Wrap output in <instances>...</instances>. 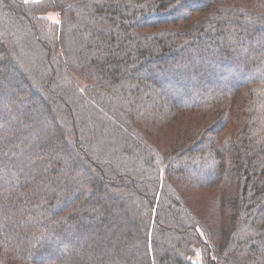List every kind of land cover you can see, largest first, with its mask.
I'll list each match as a JSON object with an SVG mask.
<instances>
[{
    "label": "trees",
    "instance_id": "1",
    "mask_svg": "<svg viewBox=\"0 0 264 264\" xmlns=\"http://www.w3.org/2000/svg\"><path fill=\"white\" fill-rule=\"evenodd\" d=\"M0 264H264V0H0Z\"/></svg>",
    "mask_w": 264,
    "mask_h": 264
},
{
    "label": "rangeland",
    "instance_id": "2",
    "mask_svg": "<svg viewBox=\"0 0 264 264\" xmlns=\"http://www.w3.org/2000/svg\"><path fill=\"white\" fill-rule=\"evenodd\" d=\"M47 18L52 21V22H58L59 21V15L58 13L54 12V13H50L47 15Z\"/></svg>",
    "mask_w": 264,
    "mask_h": 264
}]
</instances>
